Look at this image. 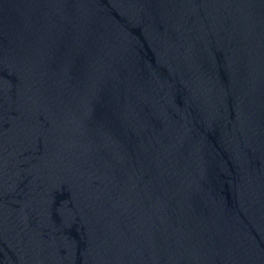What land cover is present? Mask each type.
Returning <instances> with one entry per match:
<instances>
[{
  "label": "water",
  "instance_id": "water-1",
  "mask_svg": "<svg viewBox=\"0 0 264 264\" xmlns=\"http://www.w3.org/2000/svg\"><path fill=\"white\" fill-rule=\"evenodd\" d=\"M0 264H264V0H0Z\"/></svg>",
  "mask_w": 264,
  "mask_h": 264
}]
</instances>
